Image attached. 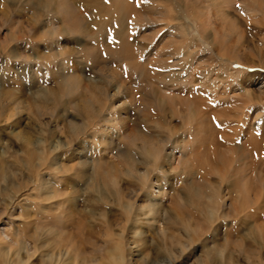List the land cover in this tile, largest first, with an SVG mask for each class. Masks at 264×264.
<instances>
[{"label":"rangeland","instance_id":"obj_1","mask_svg":"<svg viewBox=\"0 0 264 264\" xmlns=\"http://www.w3.org/2000/svg\"><path fill=\"white\" fill-rule=\"evenodd\" d=\"M239 1L0 0V231L32 239L29 264L125 263L134 244L151 263L171 249L173 264H264V0L255 14ZM98 3L122 29L106 42L90 34ZM70 73L115 86L94 121Z\"/></svg>","mask_w":264,"mask_h":264},{"label":"bare ground","instance_id":"obj_2","mask_svg":"<svg viewBox=\"0 0 264 264\" xmlns=\"http://www.w3.org/2000/svg\"><path fill=\"white\" fill-rule=\"evenodd\" d=\"M222 1V0H221ZM241 2V7L248 13V14H255L257 11H258V9L257 8H259V7H256L255 5H254V2L251 0H240L239 1V3ZM219 4V3H218ZM258 4H260V3H258ZM222 5V4H221ZM104 7V6H103ZM102 4H99L98 3V6H97V8H96V10L94 11V10H92V13L90 12V14H89V18H88V21L90 22V25L92 24V23H94V24H96V26L95 27H92V28H90V30L92 31L90 34H91V36L93 37H99L101 40H103V41H105L106 42V40L108 39V37L110 38V36L111 35H119L120 34V32H121V28H116V30L115 29H111L110 28V26H109V24L108 23H106L105 21H102V20H100L99 19V16H100V14H102L100 11H102V12H108L107 10L105 11H103L102 10ZM218 7V6H217ZM55 30V29H54ZM180 30H181V35H180V37L182 38V39H184L185 38V36H187V34H186V27L184 26L183 27V25L181 26V28H180ZM47 33V32H46ZM49 33V32H48ZM50 33H54V31H52V32H50ZM224 41V40H223ZM108 42H109V40H108ZM114 43V42H113ZM111 44V43H110ZM63 46H64V43H63ZM182 42H179V43H174L173 44V47H172V50H174L173 52H178V51H180V50H182ZM211 46V45H210ZM61 47V45L57 42V44H56V49H59ZM189 47V46H188ZM62 53H61V50H58V51H54V52H52L51 54H50V56H48V57H51V58H55L56 57V55H58V57H59V55H61ZM181 54V53H180ZM186 54V53H185ZM242 64V63H241ZM242 66V65H241ZM254 66V65H253ZM49 75V72L48 71H45L44 73H43V77L44 78H46L47 76ZM83 80H85V82H86V84L85 83H83L82 82V79L80 78L79 79V77L78 76H76V75H74V74H72V73H70L69 74V76H66L65 78H63V81H65V84H66V86H67V90H68V92H72V91H74V90H76L77 88H75V86L78 84V86H79V88L81 89H84L86 92L85 93H87V95H89V99H87V100H83L82 102H81V104L80 105H75V109L77 110V111H79V112H81V113H83L84 114V112H88L89 113V115H91V117H93V119H92V121H94V117H97L98 116V113L97 112H95V111H97V109L96 108H94L93 107V104H94V102H98L97 100H98V96H99V94H106L107 93V95H109V97L111 98V97H114V96H116L115 94L117 93V91L115 90V86H112L110 89L109 88H107L106 87V85L105 84H102V82L103 81H101V82H99V81H93L91 78H87V79H83ZM108 82V81H107ZM111 82V81H110ZM62 85V84H61ZM77 87V86H76ZM260 88V87H259ZM261 89H263V88H261ZM108 90H113V92H109ZM108 91V92H107ZM106 97V96H105ZM108 97V98H109ZM100 98V97H99ZM108 100V99H107ZM109 101V100H108ZM66 100H65V102H63V104L62 105H65L66 104ZM90 103L92 104V106L90 105ZM115 103V102H114ZM75 104V103H74ZM106 104V103H105ZM109 105H110V103H109ZM107 106V105H106ZM241 108V107H240ZM100 111H101V108L99 109ZM114 110V109H113ZM118 110H120V108L118 109ZM118 112V111H117ZM119 113H121V112H119ZM94 115V116H93ZM119 116H120V119L119 120H123V117H124V115H122V114H119ZM256 117V116H255ZM104 118V117H103ZM106 118V117H105ZM96 119V118H95ZM119 120H118V122H119ZM123 121H125V120H123ZM122 121V122H123ZM69 122V121H68ZM70 122H72V121H70ZM88 122V121H87ZM116 122V121H115ZM71 125V124H70ZM125 125V124H124ZM257 126V125H256ZM72 129L73 130H75L76 129V126L74 127H72ZM71 129V130H72ZM72 132V131H71ZM137 132H139V134H140V138H141V147L143 148V149H145L146 148V150L148 151H151V152H155L156 150L154 149V147L152 148L151 146H145V144H149L150 143V145H151V143H152V141L150 142V140L148 141V139H146V138H148V137H145V135H144V132H143V130H141V129H138L137 130ZM62 133V132H61ZM126 134V133H125ZM131 134V133H130ZM128 136V135H127ZM131 137V136H130ZM145 143V144H144ZM228 143H229V141H226V144L228 145ZM134 144V143H133ZM225 144V145H226ZM135 145V144H134ZM231 145L233 146V143H231ZM221 146H222V144H221ZM228 147V146H227ZM258 147V146H257ZM128 151V150H127ZM127 151H126V153H127ZM213 151L215 152V147H214V149H213ZM29 152V154H28V160H32V159H36V160H38V159H42L41 158V156H40V151H36L35 149L34 150H31V151H28ZM42 152V151H41ZM214 152H210L209 153V162L207 163L209 166H220V162H221V160H219L218 158H217V154L216 153H214ZM134 153V152H133ZM150 155H153L152 153H149ZM42 155V154H41ZM124 156L126 157V154H124ZM127 156H128V154H127ZM154 157H155V155H154ZM133 159V155H130L129 156V159ZM136 158V157H135ZM134 158V159H135ZM137 161V160H136ZM156 161V160H155ZM127 162V161H126ZM132 162V161H131ZM130 163V162H129ZM133 163H135V162H133ZM155 164V163H154ZM34 165V164H33ZM38 166V165H37ZM35 168V167H34ZM1 176H2V174H1ZM240 179V178H239ZM1 180V179H0ZM243 188L245 189V190H247V193H250L251 192V190L249 189V188H247V186L245 185V186H243ZM242 187H241V190H238L237 192H242V189H243ZM17 189V188H16ZM239 189V188H238ZM148 191V190H147ZM234 190H233V187H231L230 189H229V192L232 194V192H233ZM150 192V191H149ZM147 193V192H146ZM154 193V192H153ZM212 193H213V190H212ZM236 193V192H235ZM251 194V193H250ZM240 195H241V193H240ZM255 196L256 195H252L251 197H249V196H247V199H248V201L250 202V199L249 198H252V200H255L256 198H257V196H256V198H255ZM212 199H214V200H216L214 197H210L208 200L209 201H212ZM213 200V201H214ZM252 200H251V203H252ZM221 203H223V202H221ZM152 204V203H151ZM225 205V202H224V204L222 205V206H224ZM8 206V205H7ZM30 206V205H29ZM229 207H231V208H233V212L235 213V206L234 205H232V202H231V200H229V204L228 205H226V208H225V206H224V209L226 210V211H228V209H229ZM249 207V206H248ZM247 207V212L249 211L250 212V214L252 215L253 214V208H248ZM231 208L229 209V210H231ZM235 208V209H234ZM259 208H261V207H259V206H257V209H258V211L257 212H261V210H262V208L261 209H259ZM207 210V213H208V215L211 217L212 215L214 216V213H215V210H214V208L213 207H210V208H206ZM221 209V208H220ZM250 209V210H249ZM256 209V208H255ZM217 210V209H216ZM219 211V210H218ZM221 211H222V209H221ZM224 211V210H223ZM225 211V212H226ZM263 211V210H262ZM264 212V211H263ZM231 213V212H230ZM229 213V214H230ZM237 213V212H236ZM246 213V212H245ZM220 214V213H219ZM228 213H226V217H228L227 215H229ZM247 214V213H246ZM245 214V215H246ZM221 215V214H220ZM234 215V214H233ZM250 215V216H251ZM258 215V213H255L252 217L253 218H255V221H256V219H258V218H256V216ZM217 216V215H216ZM215 216V217H216ZM247 216H248V214H247ZM246 216V217H247ZM250 216H248V217H250ZM255 216V217H254ZM214 217V218H215ZM234 217V216H233ZM238 217H240V214L238 215ZM1 218V217H0ZM72 218V217H71ZM217 218H215V220H216ZM247 219V218H246ZM211 220V219H210ZM214 220V219H213ZM236 220V219H235ZM242 220V219H241ZM152 221V220H151ZM254 221V220H253ZM157 222V227H161V228H163V230L165 229V230H171V228L174 226L173 225V223L174 222H172L170 225H168V226H164V223L162 222V221H156ZM155 222V223H156ZM161 222V223H160ZM238 222V221H237ZM246 222V221H245ZM224 223V222H223ZM225 224V223H224ZM254 224V223H253ZM3 226H2V229H1V231H0V258L2 259V258H4V259H7V258H10V257H13V254L16 256V259H7L8 260V264H18L17 262H21L20 264H29V258H30V256H31V253H30V251L31 250H33V248H35V245L33 244V242H31L32 241V239H30V241H27L28 239L26 238V240L25 239H22L21 237H17V238H15L16 236H17V233H16V236H15V231L13 232V233H8L6 230V228H5V223H3L2 224ZM244 226V225H243ZM247 226H249V225H247ZM253 226H255V225H253ZM51 227V226H50ZM214 227V226H213ZM240 227V226H239ZM239 227H238V229H239ZM160 228V229H161ZM249 228H251L252 229V227L250 226ZM254 228V227H253ZM226 229V228H225ZM241 229V228H240ZM215 230V229H214ZM234 230V229H233ZM244 230V229H243ZM243 230H241V231H243ZM250 230V229H249ZM258 230V229H257ZM21 231V230H20ZM52 231V230H51ZM251 231V230H250ZM231 232H232V230H231ZM234 232V234H235V230L233 231ZM233 232H232V234H233ZM240 232V231H239ZM248 232V231H247ZM253 232V231H252ZM22 233V232H21ZM227 233V232H226ZM243 233V232H242ZM245 233V232H244ZM173 234V233H172ZM230 234V233H229ZM228 234V235H229ZM238 234V232H236V235ZM247 234V233H246ZM248 234H250L249 232H248ZM9 235H11V236H9ZM231 235V234H230ZM240 236V235H239ZM243 236V234H241V237ZM248 236V235H247ZM30 237V236H29ZM234 237V236H233ZM232 236L230 237V239L231 238H233ZM176 238L173 236V235H170V242H169V244L170 245H173L174 244V241L173 240H175ZM214 239V238H213ZM212 239V240H213ZM245 239V238H244ZM62 240V239H61ZM227 240H229V239H227ZM214 241V240H213ZM212 241V242H213ZM234 241V240H233ZM243 241V240H242ZM230 242V241H229ZM234 242H236V241H234ZM131 243H133L132 241H131ZM243 243V242H242ZM238 244V243H237ZM245 244V243H244ZM248 244V243H247ZM246 244V245H247ZM14 246V247H13ZM244 246V245H243ZM211 247H213V244L211 245ZM214 247H216L215 246V244H214ZM213 247V248H214ZM212 248V249H213ZM245 249H244V252H246V255H247V258H252V257H254V256H256V253L258 252V249H255L254 248V246H246V247H244ZM72 249V248H71ZM216 249V248H215ZM214 249V250H215ZM34 250H36V248L34 249ZM68 250V249H67ZM66 250V252H68ZM75 249H72V250H70V252L71 251H74ZM77 250V249H76ZM75 250V251H76ZM221 250V249H220ZM74 251V252H75ZM222 251V250H221ZM238 251V250H237ZM19 252H23L24 254H26V258L23 260V259H21L20 258V253ZM73 252V253H74ZM77 252V251H76ZM130 256H131V258H130V262H129V260L128 259H126V262L125 263H123V258H124V255H122L121 253H118V254H116V255H111V261H113V260H115L116 262L118 261V264H139L138 262H137V260H136V263L134 262L133 263V258L134 257H136L137 258V256H140V257H138L139 258V260H141V263L140 264H152V263H154V264H173L174 262V251H172L171 249L169 250V251H167V253H166V257L167 258H163V259H160L159 257H157V259H154V260H152V263L149 261V260H146L147 259V257H148V253H140L136 248H135V244L134 245H132L131 247H130ZM144 252V251H143ZM35 253V252H34ZM48 255V258L50 259L51 258V252L50 253H47ZM140 254H145V258L143 257V256H141ZM76 256V255H75ZM219 256H221V255H219ZM230 256V255H229ZM15 258V257H14ZM39 258V257H38ZM152 258V257H151ZM206 258V257H205ZM19 259V260H18ZM262 259V258H261ZM6 260V261H7ZM10 260V261H9ZM12 260V261H11ZM18 260V261H17ZM248 260V259H247ZM62 261V260H61ZM92 261H94L95 262V260H92ZM257 261V260H256ZM85 262H86V260H85ZM93 262V263H94ZM97 262V261H96ZM204 262H207L206 261V259L204 260ZM248 262V261H247ZM250 262V261H249ZM50 263V262H49ZM90 263V262H89ZM113 263V262H112ZM54 264V263H53ZM81 264H86V263H81ZM96 264V263H95ZM98 264H102V263H98ZM104 264H108V262L107 263H104ZM110 264V263H109Z\"/></svg>","mask_w":264,"mask_h":264}]
</instances>
